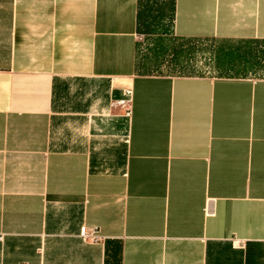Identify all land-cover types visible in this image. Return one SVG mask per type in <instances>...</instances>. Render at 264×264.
Wrapping results in <instances>:
<instances>
[{
	"label": "crops",
	"instance_id": "crops-1",
	"mask_svg": "<svg viewBox=\"0 0 264 264\" xmlns=\"http://www.w3.org/2000/svg\"><path fill=\"white\" fill-rule=\"evenodd\" d=\"M0 264H264V0H0Z\"/></svg>",
	"mask_w": 264,
	"mask_h": 264
},
{
	"label": "rangeland",
	"instance_id": "rangeland-1",
	"mask_svg": "<svg viewBox=\"0 0 264 264\" xmlns=\"http://www.w3.org/2000/svg\"><path fill=\"white\" fill-rule=\"evenodd\" d=\"M150 41L146 38L143 39L142 41V45H141V56L144 59V65L145 66H149V67H154V65H156L155 69L157 72L159 73H172V71H177V69L171 67L170 63H165V57H162V52L160 53V55L156 54L155 56H153L154 54H152L151 56L148 54L150 53V46H149ZM151 58H150V57ZM192 55H187L185 58V60L187 59L188 63H190L191 59L193 61V57H190ZM170 58L168 57V60ZM156 60H160L161 62L158 64L157 62H155ZM184 61V60H183ZM154 69V70H155Z\"/></svg>",
	"mask_w": 264,
	"mask_h": 264
},
{
	"label": "built area",
	"instance_id": "built-area-1",
	"mask_svg": "<svg viewBox=\"0 0 264 264\" xmlns=\"http://www.w3.org/2000/svg\"><path fill=\"white\" fill-rule=\"evenodd\" d=\"M130 93V92H129ZM127 114H130V110L127 112ZM80 235L83 240H90V241H98L101 240L102 237L99 234V231L96 228H90L87 226H82Z\"/></svg>",
	"mask_w": 264,
	"mask_h": 264
},
{
	"label": "trees",
	"instance_id": "trees-1",
	"mask_svg": "<svg viewBox=\"0 0 264 264\" xmlns=\"http://www.w3.org/2000/svg\"><path fill=\"white\" fill-rule=\"evenodd\" d=\"M148 3V1H147ZM148 5L145 3L144 4V8L147 9ZM141 13V12H140ZM141 15V14H140ZM148 16V15H147ZM146 26H149V23L146 25ZM139 54L141 53V48L138 50Z\"/></svg>",
	"mask_w": 264,
	"mask_h": 264
}]
</instances>
